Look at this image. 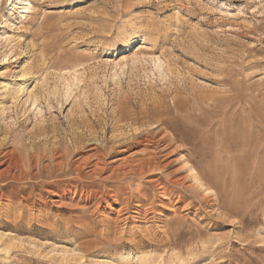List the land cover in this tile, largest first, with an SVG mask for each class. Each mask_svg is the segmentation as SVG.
I'll return each mask as SVG.
<instances>
[{"label": "rangeland", "instance_id": "obj_1", "mask_svg": "<svg viewBox=\"0 0 264 264\" xmlns=\"http://www.w3.org/2000/svg\"><path fill=\"white\" fill-rule=\"evenodd\" d=\"M0 264H264V0H0Z\"/></svg>", "mask_w": 264, "mask_h": 264}, {"label": "bare ground", "instance_id": "obj_2", "mask_svg": "<svg viewBox=\"0 0 264 264\" xmlns=\"http://www.w3.org/2000/svg\"><path fill=\"white\" fill-rule=\"evenodd\" d=\"M156 122V121H155ZM141 123H142V121H141ZM115 128V127H114ZM122 128V127H121ZM125 129V128H124ZM164 129V128H163ZM158 130V129H157ZM159 131V130H158ZM157 131V132H158ZM160 131H162L161 129H160ZM167 133V132H166ZM118 134V133H117ZM150 134V133H149ZM169 134V133H168ZM112 135V134H111ZM176 135V134H175ZM167 136V135H166ZM114 137V136H113ZM112 137V138H113ZM162 137H164V135L162 136ZM169 137V136H168ZM116 138V137H115ZM165 138V137H164ZM167 138V137H166ZM171 140H172V138H170ZM178 139L179 140H181V141H183L185 138L182 136V135H178ZM153 141V140H152ZM163 141V140H162ZM143 142V141H142ZM140 144H141V141H140ZM186 147V146H185ZM149 149V148H148ZM95 150V149H94ZM108 150V149H107ZM118 150V149H117ZM121 150V149H120ZM143 150V149H142ZM145 150V149H144ZM141 151V150H140ZM33 155V154H32ZM143 155V154H142ZM68 156V155H67ZM134 156V155H133ZM145 156V155H144ZM149 157V156H148ZM152 157V156H151ZM150 157V158H151ZM8 158H10V157H8ZM52 158V157H51ZM94 158V157H93ZM104 158V157H103ZM34 159V158H33ZM102 159V158H101ZM36 160H38V159H36ZM100 160V159H99ZM125 160V159H124ZM138 160V159H137ZM67 161V160H66ZM130 161V160H129ZM146 161H148V160H146ZM101 162V161H100ZM114 162V161H113ZM139 162V161H138ZM151 162V161H150ZM31 163H32V161H31ZM54 163V162H53ZM78 163V162H77ZM95 163H96V161H95ZM126 163H127V161H126ZM129 163V162H128ZM127 163V164H128ZM131 164H132V162H131ZM20 165V164H19ZM23 165V164H22ZM25 165V164H24ZM28 164L26 163V166H27ZM78 165H80V163L78 164ZM92 165H93V163H92ZM99 165V164H98ZM98 165H96V167L98 166ZM116 165H118V164H116ZM124 165H125V163H124ZM146 166H147V164H145ZM100 166V165H99ZM123 166V165H122ZM24 167V166H23ZM36 167H37V165H36ZM96 167H94V168H96ZM130 167V166H129ZM149 167H150V165H149ZM153 167V166H152ZM18 166H17V163H16V161H12V163H8V165L5 167V170H4V172H6V173H10V169H14V170H18ZM28 168V167H27ZM31 168V167H30ZM33 168V167H32ZM49 168V167H48ZM57 168V167H56ZM101 168V167H100ZM108 168V167H107ZM122 168V167H121ZM135 168V167H134ZM3 169V168H2ZM20 169V168H19ZM26 169V168H25ZM38 169V168H37ZM120 169V168H119ZM29 170H31V169H29ZM48 170V169H47ZM99 170V169H98ZM102 170V169H101ZM114 170H116V169H114ZM130 170V169H129ZM139 170V169H138ZM191 170V169H190ZM12 171V170H11ZM49 171V170H48ZM59 171V170H58ZM78 171V170H77ZM92 171V170H91ZM141 171V170H140ZM3 172V173H4ZM14 172V171H13ZM12 172V173H13ZM45 172V171H44ZM57 172V171H56ZM69 172V171H68ZM115 172V171H114ZM117 172V171H116ZM119 172V171H118ZM125 172V171H124ZM123 172V173H124ZM132 172V171H131ZM143 172V171H142ZM145 172V171H144ZM19 173V172H18ZM47 173H49V172H47ZM63 173H65V172H63ZM92 173V172H91ZM126 173H128V172H126ZM2 174V173H1ZM42 174V173H41ZM45 174V173H44ZM97 174V173H96ZM122 174V173H121ZM18 175V174H17ZM33 175H35V174H33ZM51 175H53V174H51ZM56 175V174H55ZM55 175H54V177H55ZM115 175V174H114ZM123 175V174H122ZM93 176V175H92ZM116 177H117V174L115 175ZM163 176V175H162ZM33 177V176H32ZM41 177V176H40ZM54 177H52V178H54ZM73 176H71V178H72ZM100 177V176H99ZM128 177V176H127ZM190 177V176H189ZM69 178V177H68ZM78 178V177H77ZM96 178V177H95ZM194 178V177H193ZM23 179V178H22ZM37 179V178H36ZM66 179V178H65ZM70 179V178H69ZM68 179V180H69ZM80 179V178H79ZM42 180V179H41ZM53 180H55V179H53ZM52 180V181H53ZM64 180V179H63ZM82 180V179H81ZM107 180V179H106ZM113 180V179H112ZM181 180V179H180ZM2 181V180H1ZM42 181H44V180H42ZM165 181V180H164ZM197 181V180H196ZM14 182H16V181H14ZM37 182V181H36ZM46 182V181H45ZM50 182V181H49ZM55 182H56V180H55ZM68 182V181H67ZM179 182V181H178ZM199 182V181H198ZM197 182V184H198V186H199V183ZM74 183V182H73ZM165 183V182H164ZM38 184V183H37ZM69 184H71V183H69ZM32 185V184H31ZM66 185V184H65ZM112 185V184H111ZM116 185V184H115ZM159 185V184H158ZM71 186H73L72 184H71ZM180 186V185H179ZM2 187H3V185H2ZM45 187V186H44ZM48 187V186H47ZM62 187V186H61ZM112 187V186H111ZM116 187V186H115ZM176 187V186H175ZM191 187V186H190ZM202 187V186H201ZM19 188V187H18ZM40 188L41 189H43L41 186H40ZM60 188V187H59ZM66 188V187H65ZM84 188V187H83ZM105 188V187H104ZM158 188V187H157ZM204 188V187H203ZM202 188V189H203ZM69 188H67V190H68ZM106 189V188H105ZM161 189V188H160ZM3 190V189H2ZM61 190V189H60ZM101 190V189H100ZM109 190V189H108ZM50 191V190H49ZM52 191V190H51ZM70 191V190H69ZM138 191V190H137ZM173 191V190H172ZM40 192V191H39ZM53 192V191H52ZM62 192V191H61ZM60 192V193H61ZM154 192H156V191H154ZM158 192H160V191H158ZM162 192V191H161ZM42 193V192H41ZM44 193V192H43ZM50 193V192H49ZM56 193V192H55ZM24 194V193H23ZM58 194V193H57ZM62 194H64V193H62ZM147 194V193H146ZM154 194V193H153ZM152 194V195H153ZM159 194V193H158ZM15 195V194H14ZM17 195H19L18 193H17ZM77 195V194H76ZM26 196V195H25ZM22 197V196H21ZM82 197V196H81ZM167 197V196H166ZM19 198H20V196H19ZM111 198V197H110ZM124 199V198H123ZM122 199V200H123ZM29 200V199H28ZM41 201V200H40ZM143 202V201H142ZM119 203V202H118ZM20 204V203H19ZM23 204V203H22ZM33 204V203H32ZM31 204V205H32ZM22 206V205H21ZM27 206V205H26ZM122 209V208H121Z\"/></svg>", "mask_w": 264, "mask_h": 264}]
</instances>
